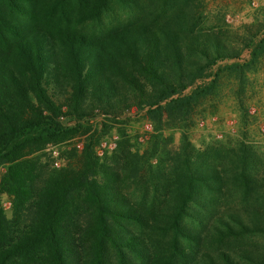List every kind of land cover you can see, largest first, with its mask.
Wrapping results in <instances>:
<instances>
[{
	"label": "trees",
	"instance_id": "16d2710c",
	"mask_svg": "<svg viewBox=\"0 0 264 264\" xmlns=\"http://www.w3.org/2000/svg\"><path fill=\"white\" fill-rule=\"evenodd\" d=\"M143 1L74 5L93 18ZM149 1L175 16L91 37L18 24L36 0H0V264H264V244H252L264 239V143L248 139L264 21L205 28L202 0ZM225 92L237 136L195 147L188 130ZM130 116L150 122L144 142ZM112 129L115 148L97 156ZM75 136L78 150L66 146Z\"/></svg>",
	"mask_w": 264,
	"mask_h": 264
},
{
	"label": "rangeland",
	"instance_id": "374dc122",
	"mask_svg": "<svg viewBox=\"0 0 264 264\" xmlns=\"http://www.w3.org/2000/svg\"><path fill=\"white\" fill-rule=\"evenodd\" d=\"M35 12L29 16L28 14L20 15V20L16 21L18 24L24 26L44 25L47 27L66 28L86 34L91 37L103 36L109 29L120 27L130 21H133L137 16L140 19L149 20L151 22L159 21L163 17H174L175 15L166 11L161 15L160 10L154 9L152 3L144 0L139 9L129 10L122 9L115 4H110L109 8L97 14L93 18L80 17L76 13V6L74 0H36ZM201 14L199 25L205 28L224 29L227 31L235 30L241 23H249L255 21H264V0H202V4L198 9ZM5 13V11H3ZM8 11L6 10V13ZM165 18V19H166ZM264 32V30H263ZM256 82L253 85L251 99L248 103V113L254 116V122L249 126L248 139L255 144L264 143V67L258 72ZM254 83V82H253ZM228 93L225 92V95ZM231 97L228 94L217 105L216 111L212 114L204 113L203 116L197 117L194 125L188 130L189 139L197 148H202L208 140L221 139L224 135L237 136L235 120L232 110ZM132 113H130L131 115ZM150 125L149 129H145L144 124ZM96 125V123H93ZM128 133L137 136L138 142H144L150 136L152 127L149 121L130 116V122L126 124ZM77 136L66 140L67 147L74 146L77 150L81 147V142ZM118 137L114 129H112L100 143H107V145L114 146L104 148L110 151L115 148V143ZM177 133L173 135L172 145H176ZM99 145L95 148L97 154ZM61 150L58 143H46L43 148L46 162L53 166V159L50 155V149ZM58 166L62 165L63 157L58 155ZM54 167V166H53ZM0 177L4 173V165L0 164ZM0 207L5 216H9L10 199L2 195L0 197ZM253 245L260 246L264 244V239L254 237L252 238Z\"/></svg>",
	"mask_w": 264,
	"mask_h": 264
},
{
	"label": "built area",
	"instance_id": "2783aa9c",
	"mask_svg": "<svg viewBox=\"0 0 264 264\" xmlns=\"http://www.w3.org/2000/svg\"><path fill=\"white\" fill-rule=\"evenodd\" d=\"M144 127H145V129H149V127H150V125L149 124H147V123H145L144 124ZM113 147L114 146V143H112V145H107V143H105V142H103V143H100V147H99V149L97 150V154H100V153H102L101 151L104 149V148H106V147H108V148H110V147ZM50 155H51V157H52V159H53V166L54 167H57L58 166V160H57V158H58V155H59V152L57 151V149H50ZM0 170H2L1 168H0Z\"/></svg>",
	"mask_w": 264,
	"mask_h": 264
}]
</instances>
